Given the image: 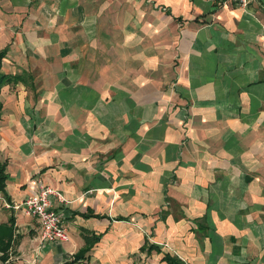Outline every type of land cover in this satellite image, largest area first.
<instances>
[{
    "label": "crops",
    "instance_id": "obj_1",
    "mask_svg": "<svg viewBox=\"0 0 264 264\" xmlns=\"http://www.w3.org/2000/svg\"><path fill=\"white\" fill-rule=\"evenodd\" d=\"M0 75V195L70 237L0 204V264H264V0H0Z\"/></svg>",
    "mask_w": 264,
    "mask_h": 264
},
{
    "label": "built area",
    "instance_id": "obj_2",
    "mask_svg": "<svg viewBox=\"0 0 264 264\" xmlns=\"http://www.w3.org/2000/svg\"><path fill=\"white\" fill-rule=\"evenodd\" d=\"M221 4L235 3L245 7L248 0H217ZM1 205L6 209L19 210L26 216L34 217L39 224V238L43 242H65L70 239L68 228L62 220L59 210L53 208L54 202L67 204L60 191L53 189L43 181L38 180L37 191L28 195L22 202H9L0 195Z\"/></svg>",
    "mask_w": 264,
    "mask_h": 264
},
{
    "label": "trees",
    "instance_id": "obj_3",
    "mask_svg": "<svg viewBox=\"0 0 264 264\" xmlns=\"http://www.w3.org/2000/svg\"><path fill=\"white\" fill-rule=\"evenodd\" d=\"M10 77L8 78L5 75H0V85L4 81H9V79H14V80L19 79L18 76H16V75L15 76L11 75ZM5 178H6L5 166H4V163L0 160V189H2L4 186ZM11 236H12L11 229L7 226L0 225V252H2L3 254H6V252L8 250V247H9L10 241H11ZM171 263H172V261H171Z\"/></svg>",
    "mask_w": 264,
    "mask_h": 264
},
{
    "label": "rangeland",
    "instance_id": "obj_4",
    "mask_svg": "<svg viewBox=\"0 0 264 264\" xmlns=\"http://www.w3.org/2000/svg\"><path fill=\"white\" fill-rule=\"evenodd\" d=\"M50 243H53V242H50Z\"/></svg>",
    "mask_w": 264,
    "mask_h": 264
}]
</instances>
